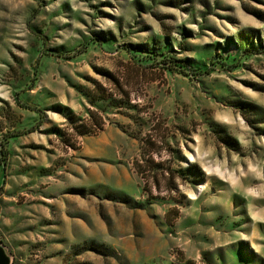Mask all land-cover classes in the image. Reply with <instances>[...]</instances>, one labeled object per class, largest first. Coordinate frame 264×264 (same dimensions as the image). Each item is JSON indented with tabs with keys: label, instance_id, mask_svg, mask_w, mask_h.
I'll use <instances>...</instances> for the list:
<instances>
[{
	"label": "rangeland",
	"instance_id": "374dc122",
	"mask_svg": "<svg viewBox=\"0 0 264 264\" xmlns=\"http://www.w3.org/2000/svg\"><path fill=\"white\" fill-rule=\"evenodd\" d=\"M1 147L10 264H264V0H0Z\"/></svg>",
	"mask_w": 264,
	"mask_h": 264
},
{
	"label": "trees",
	"instance_id": "16d2710c",
	"mask_svg": "<svg viewBox=\"0 0 264 264\" xmlns=\"http://www.w3.org/2000/svg\"><path fill=\"white\" fill-rule=\"evenodd\" d=\"M103 75L106 76L108 81L114 83L118 90V100L113 99V94L108 93L104 87L93 81L92 84L94 89L91 95L88 96L90 98V105L93 106L99 99L105 101L109 99L117 103L115 104L117 108L122 109V106L119 104L124 105L125 103H130L129 93L123 90L121 84L118 82V79H116L112 74L104 71ZM25 108L39 113L41 112V110L38 108L29 106ZM87 116L88 117L86 118L80 119L73 113L69 115L70 130H72L71 132L76 137L96 136L99 132H102L105 129L106 121L104 120V117L100 115L99 111L88 110ZM164 142L165 139L157 134L155 136L148 135L144 138V140L142 139L141 157L143 158V164H135V170L139 176H143L145 174L149 176L148 179L146 178V186L149 185L150 182H154L155 190L159 193V195L162 190H165L167 193H170L171 191L176 192L178 187V185L175 183V174L173 171H171V168L166 167L163 163H156L154 161L153 154L156 151L155 148H157L158 144L163 145ZM67 146L69 149H75L73 144H67ZM0 155H2L3 159L7 158V152L3 147H1ZM146 186H144V190ZM149 193L151 194V192ZM151 197L153 198V196ZM171 211L175 212L177 217L178 211L175 209L167 212L166 216L168 217Z\"/></svg>",
	"mask_w": 264,
	"mask_h": 264
},
{
	"label": "water",
	"instance_id": "95a60500",
	"mask_svg": "<svg viewBox=\"0 0 264 264\" xmlns=\"http://www.w3.org/2000/svg\"><path fill=\"white\" fill-rule=\"evenodd\" d=\"M0 264H10V259L5 254V250L2 246H0Z\"/></svg>",
	"mask_w": 264,
	"mask_h": 264
},
{
	"label": "bare ground",
	"instance_id": "6f19581e",
	"mask_svg": "<svg viewBox=\"0 0 264 264\" xmlns=\"http://www.w3.org/2000/svg\"><path fill=\"white\" fill-rule=\"evenodd\" d=\"M200 186H197L196 189H198Z\"/></svg>",
	"mask_w": 264,
	"mask_h": 264
}]
</instances>
